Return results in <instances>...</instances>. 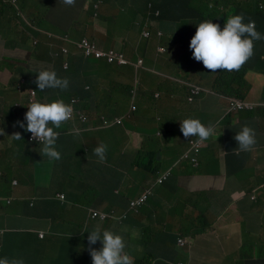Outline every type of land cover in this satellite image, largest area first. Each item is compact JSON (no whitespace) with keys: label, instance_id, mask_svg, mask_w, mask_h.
Instances as JSON below:
<instances>
[{"label":"crops","instance_id":"1","mask_svg":"<svg viewBox=\"0 0 264 264\" xmlns=\"http://www.w3.org/2000/svg\"><path fill=\"white\" fill-rule=\"evenodd\" d=\"M133 4L145 7L144 0H134ZM127 8L135 9L130 4ZM166 9L168 11L164 14L174 17L184 15L182 8L176 4ZM137 21L136 16L134 22ZM27 24L16 34L15 42L9 44L6 41L4 45L0 42V58L5 53L23 61L29 57L23 49L30 47L36 36L29 30L31 25ZM65 25L62 29L66 33H70L73 39L79 37L71 22ZM158 26L166 36L162 39L155 36L153 44L150 39L144 45L150 51L151 48L157 50L160 55L157 61L170 73L160 75L173 78L171 66L175 54L172 52L176 53L181 47L184 56L189 57V61L184 62L187 66L184 73L188 72V75L177 79H184L187 84L202 87L208 92L189 101V88L172 80L157 82L153 88L139 84V101L134 100L136 110L126 125L115 126L96 144V147L101 143L107 145L106 160L104 163L97 162L98 158L92 151L89 162L83 165L82 180L67 173L76 161L72 156H67L68 160L63 163L42 158L35 160L39 161L40 177L33 179L31 190L27 182L17 190L16 195L23 204L14 202L17 212L12 215L11 231L0 236V257L22 258L24 264H92L87 237L99 224L102 230H112L124 237L126 251L134 257V264L139 262L145 250L172 257L176 260L175 264H264V109L257 110L254 115L240 113L235 118L232 114L227 115L224 96L210 90L207 84L211 77H203L198 73L201 65L193 66L191 62L189 43L197 23L188 22L180 37L176 25L158 21ZM9 29L10 25L2 21L0 40L4 41L9 36ZM109 42L121 45L115 40L105 43L110 45ZM132 43L138 47L134 38ZM158 47H164L165 52L169 50V54L171 52L166 61L168 64L165 55L158 52ZM27 66L30 72L55 70L41 61L39 55L29 60ZM251 67L259 68L255 63L248 68ZM9 73L0 71V77L5 76L10 81ZM59 77L66 75L61 73ZM246 82L251 90L245 101L264 105V77L249 73ZM8 85H0V97L6 99L4 103L13 105L23 102L16 87ZM157 93L159 97H156ZM131 106L132 100L124 105L122 116L130 112ZM95 111L93 109L92 112ZM14 112L19 113L20 110L15 109ZM185 119H198L205 125L212 124L217 130L209 148L201 152L198 168H193L188 161L178 163L189 147L190 138L183 141L180 131L179 122ZM244 124L255 129L256 143L249 151L235 152L238 144L234 136ZM10 145L9 141L0 140L1 149L5 150ZM159 161L161 175L170 173L161 185L156 183L161 175L155 178L148 174ZM151 162L150 168L148 164ZM49 165L54 167L51 173ZM58 166L60 170L67 167L59 179L60 170L55 176ZM31 169L35 166L31 165ZM53 179L57 181L48 183ZM73 186H87L92 196L83 199L80 196L82 193L75 191ZM115 187H127V192L132 188V198L121 196ZM148 188H151L152 195L147 204L131 214L129 220L120 219L129 201ZM58 193L64 194L69 203L63 205L57 198ZM254 196L257 201L253 202ZM175 202L180 210L171 208L170 203ZM88 208L105 212L112 210L117 219L88 221ZM168 223L171 225L167 226ZM132 229H137V235L131 236ZM40 232L45 233L44 238L40 237ZM179 239L188 241V246L179 247ZM92 247L99 250L102 244L97 241ZM173 247L178 255H174Z\"/></svg>","mask_w":264,"mask_h":264},{"label":"clouds","instance_id":"2","mask_svg":"<svg viewBox=\"0 0 264 264\" xmlns=\"http://www.w3.org/2000/svg\"><path fill=\"white\" fill-rule=\"evenodd\" d=\"M15 1L16 0H13V2ZM82 1L92 4L93 7L97 9H99V4L102 3V0H48L46 5H61L65 8H69ZM32 2L36 4L42 3L41 0H32ZM167 3L171 4L164 5ZM173 3L177 4V0H144V8L134 6L135 9L132 10L135 13V18L136 16L138 17L137 22L139 23V30L143 40L149 41L154 36L155 26H153L151 17L156 16L160 18L162 15L160 9L171 6ZM7 11H5L4 6L0 7V15ZM17 16L18 17L14 15V12H12V17L18 22V24L21 25L22 22L20 11H18ZM144 19L147 21V23L143 22ZM104 20L108 21L111 26L114 24L112 23L110 17L105 18L103 15L97 14V11L94 13L93 22L96 29L104 30ZM244 20L245 17L242 14L229 16L222 29L220 25L212 23L211 20H206L199 23L196 27L195 34L192 36L189 43V48L192 52V58L197 62H202L204 68L210 70L212 73H215L217 70H226L228 72L239 71L240 68L254 55V42L264 40V35H261V33L256 31L255 21L249 19V21L245 23ZM27 23L31 25L29 27L30 32L36 36V40L30 44V47L23 49L29 55V57H26L23 61L12 58L5 53L0 58V71L11 72L9 74L11 76L10 82L12 83L7 85L15 86L17 93L23 97V102L13 105L5 104L4 101L6 99L0 97V136H8L7 138L0 137V140H7L11 143L10 147L5 149L11 154V156H7L13 160V162H15L14 155L16 151H14L13 148L18 149L22 146L23 142H26V146L32 145L37 149L42 148L40 152L34 151L29 153L33 154L30 155L29 158L34 159V161L42 158L43 160L52 162L61 159L60 151L65 152L67 156H72L75 158V153L78 147L83 145L85 147L84 153L86 154L85 160H89L88 157L93 151V155L98 158L97 162L104 163L106 160L107 145L101 143L96 147V144L108 136L113 131V129L110 131L102 130L122 125L124 119H128L132 116V113L136 110L134 106L135 94L133 95L131 110L128 114L119 118L116 117L110 122L102 117L103 124L100 126H96L90 121L87 103H84L82 100L77 101L74 99H70L69 102L66 100L65 103L63 100H56L52 94H54L56 91L57 95H59L61 98V93L66 91L68 86H75V88L76 86H79V89L85 94L84 96L89 97L88 93L91 91V86L85 83L82 71L98 68L100 61H105L108 64H118L120 66L129 65L131 63L126 57V52L124 53L113 48H106L109 47V45L105 43L108 42L106 38L104 40H100L98 38H90L88 36H79L76 39H73L70 36V33H66L67 31L63 30L62 27L53 29L54 31H51L49 30L50 28L44 26L47 28L46 32H44V30L37 27L38 23L32 24L26 20V26H28ZM101 24H103V26H101ZM24 27L25 25L18 29L16 34ZM9 30V36L4 41L0 40L2 45H4V42L6 41L8 42L10 36H14L15 42L16 34L14 35L11 26ZM37 30H39L38 33H36ZM101 32L105 37V32ZM163 35L164 32L159 30L156 37L160 38L166 36V34L164 36ZM79 38L82 39L78 42L77 40ZM83 40H87L88 42L95 44L99 49L106 51L114 50L118 52V54L123 56L124 63L117 61L109 63L106 59L96 58L94 54L86 55L85 51L79 47ZM132 40L133 38L131 37L129 40H125L124 36H119V41L124 45V47L129 48V44H131L134 50H137L135 45L132 43ZM23 41L24 39L21 40V42ZM47 44L52 46L51 63L49 65L54 67L55 70L45 69L39 72L27 71L28 69L26 66L29 60L38 57V55L41 57L42 47ZM58 44H68L71 47H59ZM158 52H165V48L158 47ZM81 54L85 59V65L79 72L80 76H75L76 82L73 83L63 71H68L70 65L74 64L72 57H78ZM91 58L95 60L94 63H89V60H87ZM118 60L120 61L119 58ZM186 61H189L188 56H186L185 62ZM132 65L134 66L137 73L143 68L144 60L139 58L136 63ZM182 66L184 68L183 72L173 71V78L163 77L164 80H172V82L177 85L188 87L190 92L189 101H193L196 96H200L203 92H208L202 87L200 88L195 85L187 84L184 79H177L186 78L188 75V72L184 73V71L187 69V66H185L184 63ZM60 67L63 69V71L60 70ZM16 72H19L20 76H16ZM30 73H38L34 83L41 92H44L46 89L49 90L48 95L42 98L41 101L35 99V97L38 95V91L35 88L27 89L25 87ZM61 73H64L66 77H59ZM81 91L78 92L82 96L83 93ZM156 97H159L158 93L156 94ZM223 98L226 100L227 115L232 114L235 116L240 113L256 112L259 109H264V105L261 103H251L245 100L242 101L238 99H230L229 97ZM232 100L244 103L251 109H245L244 111L239 112H231L230 101ZM15 109H19L20 112L15 113ZM179 123L180 131L183 136L186 139L190 138L189 146L195 148L196 150H204L209 148V145L212 142V137L217 134V130L212 124L205 125L198 119H185ZM21 129L25 131V134L20 132ZM23 136H28V139L22 140ZM234 140L238 144V149L235 152L249 151L256 143V131L247 124H244L240 126L239 131L234 136ZM24 169L27 171L26 167ZM59 170L60 169L57 167L55 170V176H58L57 173ZM63 174L64 173L60 170V174L57 178H61ZM167 179V175L158 177L156 183L161 185ZM160 180L162 181L160 182ZM54 181H57V179L48 181V183H52ZM26 182V178H24L21 182L13 180V197L16 196L17 190L20 188L21 184ZM148 191L151 192V194L148 196L145 203L140 206L133 207L132 203L137 202ZM151 195L152 190L151 188H148L144 190L141 195L129 201L126 212L120 219H127V212L129 210L138 212L140 208L147 204ZM57 198L63 205L69 203L66 200L65 195L62 193H58ZM34 199L35 198H33L32 201H34ZM252 201H257V197H252ZM8 203H10V201H8ZM10 217L11 215L0 209V226H2L0 227V236L11 231L9 228V226H11L9 223ZM112 219H117L112 210L105 212L102 210L88 208V221L106 222ZM44 234L45 233L43 232L39 233L40 237L42 238H44ZM180 240L185 242V246L179 245ZM97 241H100L102 244V247L99 250L92 247V245H95ZM87 242L89 245L88 251L92 260V264H134V257L126 251L127 243L124 237L113 232L112 230H102L101 226L98 224L91 232H89ZM178 246L185 248L188 246V241L185 239H179ZM77 252L78 251H76L74 254L75 257ZM0 264H24V260L22 258L9 259L8 257H0Z\"/></svg>","mask_w":264,"mask_h":264},{"label":"rangeland","instance_id":"3","mask_svg":"<svg viewBox=\"0 0 264 264\" xmlns=\"http://www.w3.org/2000/svg\"><path fill=\"white\" fill-rule=\"evenodd\" d=\"M25 2L26 0H20ZM42 3H38V7L40 9L41 15L43 17H48L50 15L53 16H65L71 17L72 10L65 8L61 5H46L48 0H41ZM138 1V0H136ZM232 0H177V4L187 10H197L200 15H208V10H213V16L217 15L216 13L222 11L227 5L231 4ZM240 1V0H237ZM134 0H102V3L99 4V9L97 10V14H101L105 16L106 10H108V15L114 23L111 24L104 20V30L96 29L98 32H105V38L108 41L115 40L119 42V36H124L125 40H129L130 34L127 33L128 29H132L133 23L135 21V13L132 9L127 8V5H132ZM262 4V3H261ZM264 5V4H263ZM120 6V8H118ZM24 16H26L24 14ZM2 21H6L12 27V31L14 35L17 30L24 26L23 23L18 24V22L12 17V11L9 10L7 12H3L2 16H0V24ZM194 23L196 21V17L194 14H188L186 12L184 15L177 16L175 19L174 25L177 26V33L179 31L184 33V30L187 28V24L184 22ZM184 22V23H183ZM165 25L167 22H164ZM172 25V24H171ZM54 31L53 29H49ZM100 30V31H99ZM102 33V32H100ZM121 34V35H118ZM118 35V36H117ZM133 38L137 41L138 47L137 50H134L131 44H129V48L124 45H117L109 42V47L115 50L124 52L128 61L131 63L129 65L120 66L118 64H108L105 61L99 62V67L92 70H84L82 71V75L85 79V83L91 86V91L88 93L89 97H84L83 99L80 97L81 95L75 88V86H68L66 91H63L61 94L70 97L74 100H82L84 103L88 104L90 121L96 125L100 126L103 124L102 117H104L107 121H112L116 117H122L124 105H126L129 101H133V95L135 94L134 100L135 102L139 101L138 93L141 89L140 85L146 84V88H153L157 82H161L164 78L158 74H170L168 69L163 68V66L157 61V57L160 55L157 54V50L155 48H151V51L148 48H145L144 43L146 42L141 38L140 30H136L132 32ZM165 35V33H164ZM163 35V36H164ZM161 39L163 37H160ZM82 38H79L77 41H81ZM165 39V38H164ZM155 35L151 38L152 44L155 41ZM14 42V36H10L8 39V43L11 44ZM59 47L66 46L71 47L68 44H58ZM51 50L52 46L47 44L42 47L40 60L48 65L51 63ZM154 54H153V53ZM136 54H140L139 56H135ZM165 55V62L169 60V50L166 49V52L161 53ZM172 54H175V60L171 69L173 71L183 72L184 68L182 64L185 62L186 56H183L181 47H178L177 52L174 51ZM142 58L145 62L142 69H140L137 73L132 64L136 63V61ZM164 60V58H163ZM95 60L91 59L89 63H94ZM167 63V62H166ZM168 64V63H167ZM16 76H20L19 72L15 73ZM38 74V73H37ZM34 73H30L28 77V82L25 84L27 89L35 88L38 91V95L35 97L36 100L41 101L42 98L48 95L49 90L46 89L44 92H41L37 85L34 83L36 79V75ZM209 77L212 78L210 75ZM10 82L5 76L0 77V85H7ZM210 87L208 82L207 84ZM184 91L181 90V94ZM56 100L60 99L66 103V100L62 97L60 98L55 91L52 94ZM80 95V96H79ZM51 98L50 96H48ZM47 103V101H46ZM93 109H96L95 113H93ZM124 116V115H123ZM127 118L123 120V124L126 125ZM114 129V127L106 128V130L102 131H110ZM157 132H160V129H157ZM183 141L189 140V138H185L182 134ZM28 139V136L25 138ZM42 149V148H41ZM41 149H37L35 146L27 145L26 142L22 143V146L18 149L13 148L15 153V162L11 160L7 155L4 157L0 156V168L3 172V183L5 186L9 187L13 180L22 181L24 178L27 179V186L31 190L33 188V179L39 178L41 174L40 167L38 165L39 161H34V159L29 158V153L34 151L40 152ZM85 147L80 145L75 153L76 161L72 164V169L67 171L68 174H73L76 179H83V165L89 160H85L86 154L84 153ZM44 164V163H43ZM113 166H116V163H112ZM31 165L35 166V169H31ZM27 168L26 169L24 168ZM54 167L49 165V173L53 172ZM119 190L121 196L126 198H132L131 189L130 192H127V188L125 187H115ZM75 191H80L82 194L80 196L83 199H88V195L92 196L91 189L87 186H73ZM200 199V198H199ZM171 208L180 210L178 207V203H170ZM162 209V208H161ZM13 216L9 218V223L11 224L13 221ZM137 229H132L131 236H135Z\"/></svg>","mask_w":264,"mask_h":264},{"label":"trees","instance_id":"4","mask_svg":"<svg viewBox=\"0 0 264 264\" xmlns=\"http://www.w3.org/2000/svg\"><path fill=\"white\" fill-rule=\"evenodd\" d=\"M168 4H171V3H167L164 5H168ZM263 4H264V0H240V1L232 0L230 5H227L222 11L216 13L217 15L215 16L212 15L214 13L213 10H208L207 16L200 15L195 10H187V9L185 10L183 8H182V12L183 14H185L186 12H188V14H194V16L196 17L195 22L197 23V25L203 21L211 20L212 23L220 25L221 29L223 28L224 23L226 22L229 16L242 14L245 17V20H244L245 23H247L249 19L255 21L256 31L261 33V35H264V5ZM3 6H4L5 11L11 10L12 12H14V15L16 17H18L17 13L18 11H20L21 12V22L24 23L25 26H26V20H28V22H31L32 24L38 23L37 27L47 30V28L56 29V28L64 27L66 26L65 24L67 22H71L72 25L75 27L73 30H77L79 33V36H88L90 38H98L100 40L105 39L104 35L100 33L101 31L99 30L100 32H98L94 26L93 17H94V13L97 10L93 7L92 4L88 2L82 1V2L75 4L74 6L69 7L68 9L72 10L71 17L53 16V15H50L48 17H43L41 15L38 4L33 3L32 0H26L25 2H22L20 0H16L15 2H13V0H8V1L5 0L4 2V0H0V7H3ZM118 8H120V6H118ZM162 9H160L162 13L160 18L156 16L151 17L153 26H155V30H154L155 36L158 35V32L161 29V27L158 26V21L168 22L169 25H171L175 22L174 20L176 19V17L174 16L163 14V12H167L168 10L166 8H162ZM24 14L26 16H24ZM163 15L166 20L165 19L163 20ZM103 17L105 18L109 17L108 10H106L105 16ZM143 22L147 23L145 19L143 20ZM185 23L188 24V22L186 21ZM44 26H46L47 28H45ZM101 26H103V24H101ZM136 30H139L138 22H134L132 29H128V33L130 34L131 38H133L132 32ZM181 31H179V37H180V33H183ZM38 32L39 30L36 31V33ZM254 44H255L254 55L240 68L239 71L228 72L226 70H222V71L217 70L215 73H212L210 70L204 68L202 62H197L194 59L191 62L193 66L201 65L198 73L203 74V77L210 76V75L212 76L211 78L212 80L209 81L210 90L212 92L220 96L229 97L230 99H238V100L244 101L245 97L250 93V90H251V87L247 85L246 75L249 73H257L264 77V40L255 41ZM72 58H73L74 64L70 65L69 70L63 71L61 67H60V70L65 72L67 76L71 79V81L74 83L76 82L75 76L76 75H78V77L80 76L79 72L85 65L84 63L85 59L82 54L78 57H72ZM91 59H87V60L90 61ZM251 63L257 64L259 68L251 67L249 69L248 67ZM245 87L246 89L243 90V88ZM76 89L78 91H81L79 89V86H76ZM84 95L85 94L83 93L82 96L80 95L79 96L83 99L85 97ZM61 97L67 100L68 102L71 99L70 97L65 96L63 94H61ZM253 113L254 112H249L247 114L254 115ZM226 120L229 121L228 119ZM20 132L25 134V131L23 129H21ZM25 138L26 136H23L22 140H26ZM202 151L203 149L196 150L195 148L189 146L187 151L184 153L183 158L178 163L188 161L193 168H198L200 165L199 157ZM60 154H61V159L59 160L60 163H63L66 160H68L65 152L60 151ZM5 155L11 156V154L7 150H3L0 148V156L4 157ZM154 162L155 164H157V160ZM152 164L153 162L149 163L148 166L151 168ZM58 168L60 169L61 167L58 166ZM66 168L67 167L65 166L62 167L61 171L64 173L65 170H67ZM0 173H1V176H0V209L4 210L5 213L12 216L17 212L16 204H19L22 202L19 196L17 197L16 195L13 197V193H14L13 184L11 183V185L7 187L3 183V172L1 168H0ZM148 174L150 176H154L155 178L161 175L160 161L154 169L151 168ZM168 174H170L169 171L166 173H163L161 176H164V175L168 176ZM8 201H10V203H8ZM14 202H16V204ZM135 212L136 211L134 210H129L127 212V216H128L127 220H129L130 215ZM169 225H171V223H168L167 226ZM172 250H173L174 255L179 254V252L175 251L174 247L172 248ZM160 253L161 252H159L158 254H154L153 251L145 250L143 256L140 258L137 264H175L176 260H174V258L167 257Z\"/></svg>","mask_w":264,"mask_h":264},{"label":"built area","instance_id":"5","mask_svg":"<svg viewBox=\"0 0 264 264\" xmlns=\"http://www.w3.org/2000/svg\"><path fill=\"white\" fill-rule=\"evenodd\" d=\"M81 49H83L86 53V55H95L96 58L99 59H106L109 63L112 62H122L124 63L123 56L118 54V52L114 50H103L99 49L95 44H92L88 42L87 40H83L82 43L79 45ZM120 59V61L118 60ZM245 109H251L250 107L246 106V104L232 100L230 101V111L231 112H239V111H244ZM162 180H160L161 182ZM151 194V192H146L137 202L132 203L133 207L140 206L145 203L147 200L148 196ZM180 246H185V242L180 240L179 241Z\"/></svg>","mask_w":264,"mask_h":264}]
</instances>
